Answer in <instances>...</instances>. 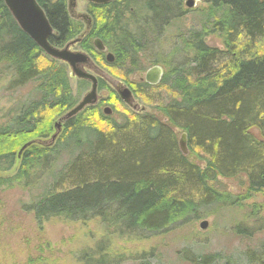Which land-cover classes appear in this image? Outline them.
Segmentation results:
<instances>
[{
  "label": "trees",
  "instance_id": "trees-1",
  "mask_svg": "<svg viewBox=\"0 0 264 264\" xmlns=\"http://www.w3.org/2000/svg\"><path fill=\"white\" fill-rule=\"evenodd\" d=\"M35 1L52 27V46L61 49L83 32L68 15L66 0ZM183 1L89 4L91 28L80 49L124 79L146 63L163 65L157 87H138L146 90L140 92L147 100L156 90L169 93L170 100L157 108L162 119L132 114L120 124L108 121L95 106L86 107L63 123L50 144L54 120L71 110L77 97L66 66L38 49L0 0V79L9 77L7 91L35 84L31 100L9 109L0 125V175H6L0 176V190L36 182L39 190L24 205L36 223L97 219L104 230L147 239L222 208L243 209L252 195H264V0H200L205 7L192 13ZM181 21L182 33L168 59L144 61L165 29ZM211 37L221 41L222 50L207 44ZM94 39L112 54V64L94 48ZM88 86L78 81L77 95ZM103 88L99 81L97 89ZM175 130L186 136L188 156L180 152ZM62 155L67 160L58 168ZM35 170L46 171L40 175L43 182L32 174ZM239 176L246 178L244 196L211 185L217 178ZM245 259L264 264V243L256 252L248 250ZM210 260L186 259L190 264ZM136 264L150 262L143 256Z\"/></svg>",
  "mask_w": 264,
  "mask_h": 264
},
{
  "label": "rangeland",
  "instance_id": "rangeland-1",
  "mask_svg": "<svg viewBox=\"0 0 264 264\" xmlns=\"http://www.w3.org/2000/svg\"><path fill=\"white\" fill-rule=\"evenodd\" d=\"M187 1L189 0L183 1V8L191 13L205 7L200 0H193L192 8L187 9L185 7ZM74 3V8L67 9L68 15L73 21L80 23L84 31L85 21L81 16L87 14L89 4L85 0H74ZM164 32L144 54V61L146 58L152 60L156 57L160 60L168 59L171 50L177 44L179 32L182 33V21L172 24ZM206 42L210 47L222 50L221 41L216 37L207 38ZM76 51L83 52L80 48H76ZM87 56L90 58L88 53ZM91 61L90 73L98 77V82L104 84L103 89H97L100 99L95 105L104 118L119 124L132 114L144 113L162 119L157 108L163 100L164 102L170 100V94L156 90L147 95V100L144 98V93L140 92L146 90L138 87L142 84L140 76L143 77L151 65L144 64L145 67L141 71L124 79L122 74L105 66V63L102 65L92 58ZM66 70L71 91L77 97L78 103L88 92L89 86L78 96L76 91L78 80L72 79L69 70ZM163 70L165 72L164 67ZM8 79L6 75L0 79V125L6 123L8 118L5 115L9 109L19 105L20 102L31 100L35 87V84H28L19 90L7 91ZM118 83L124 84L132 91L136 104L139 108H143L144 112L139 114L118 100L113 90ZM138 91L140 94L136 95L135 92ZM105 108L111 110L110 115H104L102 111ZM63 117L56 118L53 124L60 122ZM60 124L62 132L63 122ZM175 133L178 143L182 134L177 130ZM60 158L58 168L67 160L65 155ZM42 172L35 170L32 174L37 173L35 177L42 178L40 181L43 182V176L40 177ZM0 176L6 175L2 173ZM211 185L217 191H224L231 196H244L247 190L245 176L232 179L217 178ZM38 190L36 182L30 188L15 187L12 190H0V264H86L87 260L95 264L100 259L107 264H136L143 256L149 259L150 264H190L186 259L192 256L210 257L211 264H249L245 259L246 252L248 250L256 252L259 245L264 243V195L261 194L252 195L250 200L243 203L245 205L243 209L222 208L217 214L209 217L201 216L200 219L181 221L166 234L138 239L121 236L115 233L114 229L104 230L97 219L85 222L50 219L44 223H36L33 214L26 211L24 205ZM255 206L257 208L252 215L250 210ZM201 222H206L205 230L199 229ZM238 229L241 231L239 234Z\"/></svg>",
  "mask_w": 264,
  "mask_h": 264
},
{
  "label": "water",
  "instance_id": "water-1",
  "mask_svg": "<svg viewBox=\"0 0 264 264\" xmlns=\"http://www.w3.org/2000/svg\"><path fill=\"white\" fill-rule=\"evenodd\" d=\"M68 10L75 7L74 0H66ZM88 4L103 5L113 2L114 0H85ZM3 6L6 7L10 17L17 25V27L23 32L27 38H30L35 46L40 49L49 59H53L60 64L67 66V69L70 72V77L72 79L76 78L79 81H87L90 84L88 92L78 101V103L68 112L65 113L63 119L60 122L55 123V133L50 140V144L54 142L57 134L61 130V124L67 121L70 118L75 117V115L82 112L86 107L95 106L98 103L100 97L98 96V80L96 77L88 72L85 69L79 68L81 65L91 64L90 58L87 57L85 53L75 51L77 44L81 42V38L74 39L72 42L67 43L61 49L56 48L49 44L50 35H52V27L48 24L47 18L44 15L41 7L36 3L35 0H2ZM194 4L193 0H189L185 3L187 9H191ZM87 16L82 15L81 19L86 20ZM87 23L90 24L89 19ZM94 48L101 53H105L106 48L102 45L99 39H94L93 41ZM106 62L112 64L114 62V57L112 54H106ZM162 78V69L159 67L150 68L144 75L145 83L149 85H156L160 82ZM117 95L118 100H120L127 108L138 112H144L143 108H139L135 100L132 98L130 89H127L126 86L122 83H118L114 89ZM104 115L108 116L111 114L109 108H105L103 111ZM32 143H26L22 146L17 157L19 158L24 150H26ZM41 145H47V142L40 143ZM186 136L182 134L178 140V146L180 152L187 156L186 148ZM206 222H201L199 229L205 230Z\"/></svg>",
  "mask_w": 264,
  "mask_h": 264
},
{
  "label": "flooded vegetation",
  "instance_id": "flooded-vegetation-1",
  "mask_svg": "<svg viewBox=\"0 0 264 264\" xmlns=\"http://www.w3.org/2000/svg\"><path fill=\"white\" fill-rule=\"evenodd\" d=\"M86 16H87V18H86V20H85V23H84V25H85V30L83 31V33L80 35V37L79 38H81V41L83 40V38L84 37H86V35L88 34V32H89V30H90V28H91V25L89 24V23H87V19H88V14H85ZM87 30V31H86ZM93 41L94 40H92V43H93ZM81 43V42H80ZM80 43L79 44H77V46H76V48H80L79 47V45H80ZM93 45V44H92ZM76 48L74 49L75 51H76ZM106 48V47H105ZM79 52H81V51H79ZM81 53H85L84 51L83 52H81ZM101 53V52H100ZM107 53H109V52H107V51H105V53H102L103 55H104V57L106 56V54ZM86 54V53H85ZM87 55V54H86ZM88 57V56H87ZM89 58V57H88ZM105 59H106V57H105ZM90 61H91V58H90ZM106 61V60H105ZM92 62V61H91ZM91 65L92 64H87V65H81V66H79V68H81V69H85V71L86 72H88V73H90V72H92L91 71ZM66 66V65H65ZM153 67H159L160 69H162V78H163V73H164V70H163V67L161 66H157V65H152L150 68H153ZM66 69H67V66H66ZM150 70V69H149ZM148 70V71H149ZM147 72V71H146ZM145 72V73H146ZM145 73H144V75H145ZM91 74V73H90ZM144 75H143V77L142 76H140V82L141 83H143L144 85H146V86H148L149 88H155V87H157L160 83H161V81H162V78H161V80H160V82L159 83H157L156 85H149V84H147V83H145V80H144ZM96 79L97 80H99L98 79V77L96 76ZM79 81V80H78ZM83 82H85V81H83ZM87 82V81H86ZM88 84H89V82H88ZM98 86V85H97ZM89 87H90V84H89ZM131 91V90H130ZM131 94H132V91H131ZM132 98H133V94H132ZM133 100H134V98H133ZM111 111V110H110ZM119 123V122H118Z\"/></svg>",
  "mask_w": 264,
  "mask_h": 264
},
{
  "label": "bare ground",
  "instance_id": "bare-ground-1",
  "mask_svg": "<svg viewBox=\"0 0 264 264\" xmlns=\"http://www.w3.org/2000/svg\"><path fill=\"white\" fill-rule=\"evenodd\" d=\"M179 147V146H178Z\"/></svg>",
  "mask_w": 264,
  "mask_h": 264
}]
</instances>
